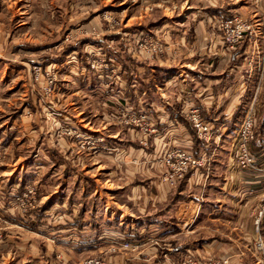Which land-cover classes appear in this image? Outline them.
<instances>
[{
  "label": "rangeland",
  "instance_id": "rangeland-1",
  "mask_svg": "<svg viewBox=\"0 0 264 264\" xmlns=\"http://www.w3.org/2000/svg\"><path fill=\"white\" fill-rule=\"evenodd\" d=\"M216 7L239 13L254 31L229 50L216 16L213 49L196 41L202 37L193 24L188 33L197 36L190 50L205 58L218 55L238 71L223 88L236 96L238 110L254 105L258 138L264 133V0H0V264H87L92 258L130 264L145 252L141 247L156 243L127 248L124 239L111 237L88 248L85 220L103 216L98 193L137 214L155 209L136 205L128 194L133 185H149L151 177L135 174V167L147 162L142 155L162 128L132 122L139 107L151 116L145 94L125 87L138 84L140 75L141 84L151 87L149 68L172 63L170 56L182 58L180 36H168L167 28L185 24L178 20L190 11ZM119 131L122 145L102 135ZM133 131L142 138L135 140ZM105 139L117 144L112 157L99 155L109 149ZM133 140L144 150L127 164L118 157L136 147ZM209 162L207 157L203 167ZM118 164V172L110 171ZM186 176L172 186L182 188ZM125 187L126 193L117 191ZM140 193L141 202L150 197ZM165 242L156 244L163 249Z\"/></svg>",
  "mask_w": 264,
  "mask_h": 264
},
{
  "label": "crops",
  "instance_id": "crops-1",
  "mask_svg": "<svg viewBox=\"0 0 264 264\" xmlns=\"http://www.w3.org/2000/svg\"><path fill=\"white\" fill-rule=\"evenodd\" d=\"M229 10L222 7L193 10L187 13V19L178 20L185 24L170 25L167 29L171 35L168 36H180L183 45L181 60L177 61L170 56L172 63L158 65L157 69L149 68L150 78L155 81L151 82V87L145 88L141 84V75L137 77L138 84L126 85L128 87H125V91L133 90V93L138 91L139 95L145 94L144 98L148 103L144 106L148 107L150 121L154 126L162 128L161 133L150 137L151 146L142 155L147 162L141 168L135 167V174L151 177L149 185H133L128 194L136 205H150V208L155 209H151L150 213L137 214L98 193L97 198L101 199L100 205H103L104 212L101 219L99 216H92L85 220L83 230L86 233V247L89 248L90 244L96 242L104 246L111 237L131 238L140 245L151 239L152 243L158 244L164 240L168 247L162 249V243L159 246L154 243L141 247L140 250L145 252L138 253L137 258L130 264H176L179 256L187 253L203 261L225 256L230 258V264H258L254 241L259 232L264 237V215L259 232L255 227V216L260 194L264 190V133L262 131V135L253 142L259 168L237 167L230 136L237 126V120H241L247 108L245 111L238 110L234 102L236 96L228 95L230 89L223 87L232 80L236 81L238 71L235 73L228 64L225 66L221 57L214 53V56L208 58L195 54L190 47L193 46L192 37L196 34L188 33L193 28L192 25L196 24L199 37H202L201 41H196L212 50L216 35V16L232 14ZM219 43L222 47V42ZM220 67L225 69L219 71ZM138 70L141 73V66ZM175 97L178 101H174ZM196 107H200L203 117L218 130L217 137L215 135L211 141H204L192 133L193 125L188 113ZM102 135L106 138L112 137L118 145H122L125 139L120 131ZM132 135L135 140L136 137L139 140L142 138L140 133L136 134L134 131ZM105 141L109 149L100 150L99 155L114 156L111 154L115 153L117 144L115 141L111 142L115 143L112 145L107 139ZM131 142L136 147H132L129 152L125 151L123 157H120L119 152V160L123 158L121 160L126 162L129 159L130 162L132 157L140 156L144 150L139 141ZM170 145L184 146L197 155H207L211 166L192 170L187 174L182 188L171 186L161 179L164 171L161 155ZM148 162L151 165H147ZM119 168L121 165L118 164V167L110 171L118 172ZM126 189L128 188L117 191L126 193ZM140 189L150 195L145 196L143 202L139 199ZM174 191H178V197L168 203L167 199ZM163 204L166 205L161 209L159 205ZM110 208L119 214H113ZM122 212L127 217L122 218ZM124 236L126 237L123 238ZM79 239L84 241L82 237Z\"/></svg>",
  "mask_w": 264,
  "mask_h": 264
},
{
  "label": "built area",
  "instance_id": "built-area-1",
  "mask_svg": "<svg viewBox=\"0 0 264 264\" xmlns=\"http://www.w3.org/2000/svg\"><path fill=\"white\" fill-rule=\"evenodd\" d=\"M217 32L221 34L226 47L229 50L236 48V46L242 41L244 36L254 31L252 26L246 21L239 13L232 15H225L220 18ZM104 60V59H101ZM104 62V61H103ZM118 75V72L114 69L112 71ZM143 108V106H142ZM138 116L132 118L134 123L143 124L144 128L149 126L150 117L145 108L143 110L139 107ZM150 115V114H149ZM255 107L251 104L246 113L242 116L238 127L232 132L230 136V142L232 144L233 155L236 160V166L240 169L259 168L257 165V157L253 149V142L256 137L255 133ZM189 119L192 121L193 126L197 130L198 136L204 141H211L215 138L217 128L211 122L207 121L202 113L200 107L192 108L188 113ZM130 122L131 124H133ZM218 134V136H220ZM90 137V136H88ZM217 137V135H216ZM207 156H197L195 153L189 151L184 146L170 147L164 154V173L161 175V179L168 184L175 185L177 181L183 179L186 174L194 169L203 167ZM205 167V166H204ZM259 206L256 210L255 227L260 231L261 219L264 215V190L259 197ZM127 238V237H126ZM124 239V247H136L138 243ZM133 247V248H134ZM254 252L259 264H264V237L258 234L254 241ZM87 264H111L108 259H90ZM176 264H230L229 257L220 258H208L206 260H200L192 254H181L177 259Z\"/></svg>",
  "mask_w": 264,
  "mask_h": 264
},
{
  "label": "bare ground",
  "instance_id": "bare-ground-1",
  "mask_svg": "<svg viewBox=\"0 0 264 264\" xmlns=\"http://www.w3.org/2000/svg\"><path fill=\"white\" fill-rule=\"evenodd\" d=\"M122 216L124 217L125 215L123 214Z\"/></svg>",
  "mask_w": 264,
  "mask_h": 264
}]
</instances>
